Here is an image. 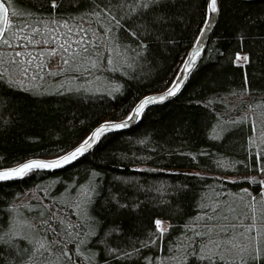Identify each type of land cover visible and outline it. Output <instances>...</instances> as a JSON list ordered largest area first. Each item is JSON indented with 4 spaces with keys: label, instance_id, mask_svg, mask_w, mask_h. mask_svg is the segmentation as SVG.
Masks as SVG:
<instances>
[{
    "label": "trees",
    "instance_id": "trees-1",
    "mask_svg": "<svg viewBox=\"0 0 264 264\" xmlns=\"http://www.w3.org/2000/svg\"><path fill=\"white\" fill-rule=\"evenodd\" d=\"M5 2L14 21L10 26L13 31L23 23L31 26L67 19L84 24L79 28L89 35L83 44L88 52L70 57L67 68L63 66L64 70L52 77L45 75L47 81L36 88L9 85L6 77L10 75L0 65V167L58 156L60 150L66 152L80 143L102 121L123 119L140 98L165 89L207 19V0H157L155 5L136 7L135 11L132 7L139 0H124L127 15H117L123 27L112 26L107 36L113 39L108 41L101 38L104 26L96 17L81 16L91 10L92 0H58L55 9L50 0ZM218 4L219 16L206 51L176 98L146 109L131 129L104 133L91 152L63 169L32 171L20 180L0 183V235L13 228L12 217L36 225H18L24 235L13 238L15 246L27 249L21 259L33 255L34 244L25 239L30 235L33 240L63 241L53 243L51 253L44 248L40 250L43 255H33L34 264L44 260L70 264L66 257L58 259L65 244L77 264H176L170 257L179 259L180 253L190 251L177 246L188 243L189 238L199 241L201 237L195 233L212 226L210 236L215 241L233 235L231 229L220 233V226L257 222L251 219L250 195L256 197L258 224L264 225V194L258 181L226 178L264 175L258 168L246 166L253 163L248 154L255 150V145L248 148L249 135L264 152L258 139L264 131V103H260L264 98V0H218ZM105 23L111 25V21ZM128 29L137 35L132 36ZM82 34L76 32L73 37ZM93 34L97 37L95 47L105 55H110L107 46L119 43L120 51L127 50L130 66L124 65L121 71L116 56L115 72L106 66V60L99 68L86 64L88 56L95 58L93 46L87 43ZM141 41L144 46L138 47ZM76 43L79 41L71 39L70 44ZM237 52L248 53L247 64L234 62ZM64 74L74 76V82L57 86L55 81ZM88 79L100 81L112 95L95 91L100 88L85 89ZM113 80L122 86L119 92L112 88ZM208 101L210 104L205 103ZM249 103L259 106L249 108ZM245 114L246 119L230 123ZM253 121L255 132L251 131ZM214 127L225 129L219 139L214 138ZM225 162L235 163V168L221 167ZM90 179L93 195L85 207L76 195L80 185H89ZM244 188L249 192L242 193ZM157 218L168 224L163 234L155 226ZM43 220L55 230V236L51 230L45 231L47 225L40 223ZM69 222L79 236L67 228ZM90 227L94 234L86 235ZM65 232L73 234L65 238ZM77 245L84 256L75 251ZM230 247L221 243L222 249ZM0 253V264H6L13 259L15 248L0 242ZM187 264H194L192 257Z\"/></svg>",
    "mask_w": 264,
    "mask_h": 264
},
{
    "label": "snow or ice",
    "instance_id": "snow-or-ice-1",
    "mask_svg": "<svg viewBox=\"0 0 264 264\" xmlns=\"http://www.w3.org/2000/svg\"><path fill=\"white\" fill-rule=\"evenodd\" d=\"M11 0H8V3H10ZM51 6L53 9L56 8L58 0H50ZM157 3V0H139L138 4L132 7V11L136 10V7L141 8H148L151 5H155ZM124 7L125 2L124 0H116V2H113V0H92V4L90 6L91 10H86V12L81 13V16L88 17L93 16L97 18V23H100L104 26V32L101 33V38L111 41L113 38L107 36V33L111 31V27L115 26L117 28L123 27L121 25L120 20L117 19V15H127V13H124ZM98 9V11H97ZM120 10L119 12L117 10ZM14 11V10H13ZM219 11V4L218 0H207V9H206V15L208 17L207 20L204 21L205 24L209 23L212 16H214ZM10 9L7 6L5 0H0V43H3L4 45L11 46L13 44V41L20 42L21 38L23 41H26L27 43L24 44V51H15V54L11 56V62L16 64L18 63L20 66V71L23 75H28V68L35 67L37 69H40L41 65L39 63H36L33 65V58L35 56L36 52H39V58H43L46 55L45 51L39 50V49H30L28 47L29 44L36 45L43 43L45 45L49 44L52 41L56 42V47H49L47 51L48 56H54L58 53V49H63L64 52H68V47H72V55L73 59L77 55H81L83 53L88 52V48L83 47V44L85 42V38L89 35L88 32H85L82 28H77L78 32L83 33L82 35L78 37H73L72 39L74 41H79V43H76L74 45L70 44V41L68 39L62 40V34L58 35L56 31L49 29L47 24L44 25V29L41 30L39 27H30L28 23H23L21 27H17L15 31L12 30L10 27L13 25L14 21L10 18L9 15ZM113 13H116V15H113ZM29 15L31 13H28ZM103 14L104 19H101V16ZM77 19L76 17H73V20ZM105 21H111V25L105 23ZM53 23H57V21L53 20ZM60 24H63L65 26L68 25L69 21L67 19H61L59 21ZM8 28V32L6 34L5 29ZM27 30V34H25ZM91 31V30H89ZM128 31L131 32L130 29ZM200 32L203 33L204 29L201 28ZM39 33V35H36ZM47 33V34H45ZM69 33H71V29H69ZM132 36H136V32H131ZM97 37L95 34L92 35L91 39L87 41V43L90 46H93V50L95 52V58L93 56H88L87 60L85 61L86 64H89L92 68H99L103 65V62L106 60V66L111 68V71L115 72L117 71V67H113L114 63L116 62L114 59V56L120 57L119 67L120 70L123 71L124 65H129L128 62V56H127V50L120 51V44L117 43L115 46H107V53L110 55H105L102 51L97 49L95 47ZM118 39V38H117ZM201 37L197 36V44L195 46V49L187 54V57L183 59L182 61V71L179 72V79L173 78V80L168 84L165 91L161 94L156 95H145L141 99L138 100V102H135L134 107L131 108V110L125 115L123 120H105L98 124L97 127L88 135L86 136L79 144H77L74 147H71L68 151L64 152L61 151V154L58 156H54L49 159H42V158H29L26 161L19 163L14 166L9 167H0V181L3 180H11L15 178L24 177L29 172H32L34 170H46V169H55L58 167H62L65 164H69L71 161L76 160L78 157L82 156L85 152L93 148V145L96 144L100 139L101 136L104 133H107L112 130H118L123 129L125 127H128L131 121L133 120H139L145 110V107L149 105L152 102L155 101H164L167 97L175 95L182 85L184 84L185 80L188 77L189 70L192 69L195 64L194 62L197 60L198 56L200 55V46L199 41ZM144 46V42L141 41L140 45L138 47ZM17 57H20V60L17 61ZM25 57L27 59H25ZM249 61L248 53H244L241 57V53L237 52L235 54V63L236 64H247ZM64 64H68L69 61L67 59H63ZM7 82L9 85H15L20 88L24 87V81L23 80H13L10 76L6 77ZM32 79H35L33 76ZM247 83V75H245V84ZM110 84L112 88L119 92L121 90V85L117 81H110ZM248 89L245 87L243 89V93H247ZM109 95H112V92L109 91ZM205 103H209L205 102ZM260 103H264V98L261 99ZM253 106H259V105H253L251 103L248 104L249 108H252ZM234 107V105L232 106ZM219 116L220 114L217 113ZM247 118V114L241 117H237L236 121H231L230 123L235 125L241 120H244ZM225 129L220 128H213L212 133L214 135V138L219 139L220 136L223 134ZM251 131H256V125L255 122H252L251 125ZM248 139V148H253V145H255L254 152H250L248 155L252 157L253 163L246 165L248 167H254L258 168L259 174H264V152L259 150V145L256 144L255 140L251 135L247 137ZM261 144H264V131L260 132V136L258 137ZM142 142V141H141ZM247 159V157H246ZM236 163L245 164V161H237ZM221 167L226 168H235V163L231 162H225L224 164L220 165ZM198 175V174H197ZM229 180L238 181V180H247L251 181L252 183H257L261 186L260 192L264 194V175L259 176L258 175H250L247 177H226ZM91 185V186H89ZM89 185H80V191L77 193L76 198L80 200L81 204H84L85 207L90 201V198L93 195V189H94V183L90 179ZM240 191L243 192H249V189L244 188L240 189ZM230 195H235L234 193H231L229 191ZM250 198L253 201V204L251 206L252 208V216L251 219L254 221L256 219V208H255V200L256 197L251 196ZM262 203H264V195L261 197ZM219 202H217L218 204ZM31 207V206H30ZM79 205H76V208L79 209ZM10 209H15V205H9ZM86 216V213H85ZM89 219H91L89 217ZM240 219H244L243 216L240 217ZM13 222V228L8 229L6 232H4L3 235H0V242H3L5 246H13L15 248V255L13 256L12 260H6V264H34L33 261V255H43L42 252H40L41 249L47 248V251L49 253L52 252L51 245L53 243H62V240H55L50 241L46 238H41L38 240H33V238L29 236H25V239L29 241L30 244H34V248H32L33 255H27L26 259H21L20 257L25 256L27 253V249H21L18 246H15V242L13 240L14 237H20L24 235V233L20 230H18L19 224H27L29 227L35 228L36 225L32 224L28 220L18 221L15 217H12ZM42 225H47V230H51L53 232V235L55 236V230L51 228V225L48 224L47 220L40 221ZM64 221L60 220V224H63ZM156 228L158 231L163 234L167 229L165 226H163V222L161 219L157 218L154 221ZM59 226V225H58ZM189 225H185V228L187 229ZM192 228H195L196 225L192 224ZM68 229H73V232L75 233V236H79L78 232H75V229L73 227L72 223H67ZM231 229L233 235L231 236H222L218 240H213L210 236V234L213 232V227L209 226L207 228L206 232L203 233H195L196 236L201 237L199 241H194L191 238H189V242L184 245H178L177 247H183L185 249H189L190 251L182 252L179 255V259L175 255L171 256L170 259L176 261V264H187V261L190 257L193 258L194 264H208L209 261H221V262H230L236 261L237 264H264V240L261 238L264 237V225H257L255 223H248L245 225H231L228 227L220 226L218 231L220 233L227 234L229 230ZM243 229V230H240ZM255 229L254 236H251L250 233L252 230ZM73 233L65 232V238L69 235H72ZM94 234V228L90 227L89 232L86 233V235ZM183 236V233L181 234ZM205 237H208L206 240ZM241 238L243 242H241ZM254 241V242H253ZM148 243H154V240H149ZM221 243H226L230 245V249H222ZM75 251L80 255L84 256L82 252H80L79 245L76 246ZM114 251V250H113ZM2 255V253H0ZM94 255V254H93ZM121 255H124L121 253ZM66 257L70 264H77L76 261H73L71 259L72 253L68 250L67 245H64L63 251L58 254V259ZM85 260L90 259V257H84ZM43 264H48L47 260L43 261Z\"/></svg>",
    "mask_w": 264,
    "mask_h": 264
},
{
    "label": "rangeland",
    "instance_id": "rangeland-1",
    "mask_svg": "<svg viewBox=\"0 0 264 264\" xmlns=\"http://www.w3.org/2000/svg\"><path fill=\"white\" fill-rule=\"evenodd\" d=\"M37 23V25H35ZM33 25L31 24L30 27H39L41 30L44 29V25L47 24L49 29H52L54 31H56V33L58 35L62 34V40L63 39H68L69 41H71V39L73 38L74 34L77 31V28L79 27H85V25H80L74 22H69L67 26L60 24V23H53L52 21H46L44 20L43 22H36ZM69 29H71V33H69ZM27 34V33H25ZM47 34V33H45ZM36 35H39V33H37ZM27 43L26 41H23L21 38V43H18L16 41H13V44L11 46H7L4 45L3 43L0 44V65L1 68L5 70V72H7V74H9L11 76V78L13 80H23L24 81V87H28V88H36L39 86V84L41 82H46L47 79L45 77V75H49V77L51 76H55L57 75L59 72L61 73L64 70V67L67 68L69 65L68 64H64L63 63V59H67L69 61V58H72V54H68V52H64L63 49H58V53L54 56H48L47 55V49L49 47H56V42L52 41L49 44L45 45L43 43L40 44H36V45H31L29 44L28 47L30 49H39L42 51L46 52L45 57L43 58H39V52L35 53V56L33 58V65H35L36 63H39L41 65L40 69H37L35 67H29L28 68V75H23L22 72L20 71V66L18 63L14 64L11 62V56L15 54V51H24V44ZM15 50V51H14ZM243 56V54H241V57ZM25 59H27L25 57ZM20 60V57H17V61ZM70 62V61H69ZM64 66V67H63ZM37 74V75H34ZM39 75V76H38ZM35 77V79H32V77ZM41 79H43L41 81ZM72 83L74 82V76L68 75V74H64L63 76H61L59 79H57L55 81L56 85H60L63 83ZM42 84V83H41ZM104 84H102L100 81H96V80H91L88 79L85 83H84V88L85 89H89V90H94V88H100V89H95V91H101V92H109L111 89H105L103 87ZM102 89V90H101ZM257 220V222H255V224L260 225L258 223H260L259 221H261L260 219H255ZM162 221V220H161ZM163 222V226L167 227V223ZM255 233V229L252 230V232L250 233L251 236H254ZM262 240H264V237L261 238ZM254 242V241H253ZM230 249V248H226Z\"/></svg>",
    "mask_w": 264,
    "mask_h": 264
},
{
    "label": "water",
    "instance_id": "water-1",
    "mask_svg": "<svg viewBox=\"0 0 264 264\" xmlns=\"http://www.w3.org/2000/svg\"><path fill=\"white\" fill-rule=\"evenodd\" d=\"M244 1H252V0H244ZM218 16H219V11H218V13H216L214 16H212V18H211V20L209 21V23L204 24V26L202 27V28L204 29V32H203V33L200 32L199 35H198V36L201 37L200 41L198 42V43H199V46H200V49H201V51H200V55L198 56L197 60L194 62L195 66H194L192 69L189 70L188 77H187V79L185 80V82H184V84L182 85V87L180 88V90H179L175 95L170 96V97H167L164 101H155V102L150 103L149 105H147V106L145 107V110L148 109V108L151 107V106H154V105H159V104L167 103V102L173 100L174 98H176V97L181 93V91L184 89V87H185L187 81L189 80V78L191 77V75L193 74V72L195 71L196 67H197L198 64L200 63V61H201V59H202V57H203V55H204V53H205V51H206V48H207V44H208L209 38H210L211 33H212V31H213V28H214V26H215V24H216V21H217V19H218ZM207 19H208V17H207ZM207 19H206V20H207ZM6 29H7V28H6ZM6 29H5V32H6ZM196 44H197V40H196L195 44L191 47V49L188 51V53L191 52V51H193V50L195 49ZM188 53H187V54H188ZM186 57H187V55L185 56V58H186ZM180 71H182V68H181V67H180V69L178 70V72H177L175 78H177V79L180 78V77H179V72H180ZM167 86H168V85H167ZM165 89H166V87H165ZM165 89H162V90L157 91V92L148 93V94H146V95H156V94H161V93H163V92L165 91ZM140 99H141V98H140ZM137 102H138V101H137ZM145 110H144V111H145ZM143 113H144V112H143ZM142 115H143V114H142ZM141 118H142V116H141ZM141 118H140L139 120H133V121H131V123L129 124L128 127H125V128H123V129H118V130H112V131H109V132H122V131H126V130H128V129H131L132 127L136 126V125L140 122ZM123 119H124V118H123ZM123 119H120V120H123ZM116 120H117V119H116ZM97 126H98V125H97ZM97 126H96V127H97ZM94 129H95V127H94ZM94 129H93V130H94ZM93 130H92V131H93ZM92 131H91V132H92ZM91 132H90V133H91ZM90 133H89V134H90ZM98 142H99V141H98ZM98 142H97L96 144L93 145V148H92V149H90V150H88L87 152H85L82 156L78 157L76 160L71 161L69 164H65L64 166H62V167H58V168H55V169H46V170H38V171H57V170L63 169V168H65V167H67V166H69V165L75 163L76 161H78L79 159H81L82 157H84L86 154H88L89 152H91V151L96 147V145L98 144ZM78 144H79V143H78ZM42 159H49V158H42ZM24 161H26V160H24ZM24 161H22V162H24ZM22 162H20V163H22ZM18 164H19V163H18ZM15 165H17V164H15ZM13 166H14V165H13ZM34 171H37V170H34ZM22 178H23V177L15 178V179H11V180H3V181H0V183H2V182H8V181H16V180H20V179H22Z\"/></svg>",
    "mask_w": 264,
    "mask_h": 264
},
{
    "label": "flooded vegetation",
    "instance_id": "flooded-vegetation-1",
    "mask_svg": "<svg viewBox=\"0 0 264 264\" xmlns=\"http://www.w3.org/2000/svg\"><path fill=\"white\" fill-rule=\"evenodd\" d=\"M7 30V29H6Z\"/></svg>",
    "mask_w": 264,
    "mask_h": 264
}]
</instances>
